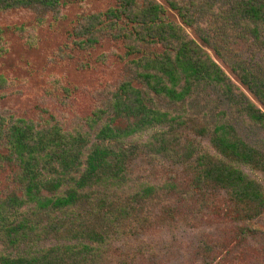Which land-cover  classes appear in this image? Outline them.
Here are the masks:
<instances>
[{
  "label": "trees",
  "instance_id": "16d2710c",
  "mask_svg": "<svg viewBox=\"0 0 264 264\" xmlns=\"http://www.w3.org/2000/svg\"><path fill=\"white\" fill-rule=\"evenodd\" d=\"M85 1L0 0V14L24 10L43 24ZM110 1L103 11L80 15L71 32L83 51L120 44L128 69L105 106L86 120L87 130L66 131L53 116L0 114V171L8 170L13 185L0 196V241L17 250L0 252V264H129L112 241L149 223L155 203L176 202L159 216L165 225L177 221L184 205L216 210L213 199L219 196L223 206L213 213L231 232L218 251L206 245L202 254L218 264L229 258L262 261L264 245L257 240L264 217V150L237 133L223 108L211 125L190 129L186 107L200 89L214 87L240 123L264 131V81L242 63H226L239 87L216 61L223 60L224 38L232 32L264 48V0ZM10 30L0 27V57L7 53ZM6 82L0 75V90ZM159 101L171 109L160 108ZM158 129L160 134L137 143ZM188 130L207 136L210 152L186 140ZM144 149L185 166L184 190L130 185L131 164ZM47 240L53 243L40 247Z\"/></svg>",
  "mask_w": 264,
  "mask_h": 264
},
{
  "label": "rangeland",
  "instance_id": "374dc122",
  "mask_svg": "<svg viewBox=\"0 0 264 264\" xmlns=\"http://www.w3.org/2000/svg\"><path fill=\"white\" fill-rule=\"evenodd\" d=\"M110 0H86L83 3L65 7L57 19L48 18L38 24L31 12L19 10L0 14V27L11 30L5 36L7 53L0 57V75L6 79V86L0 90V114L13 115L27 120H40L53 116L66 131L76 128L87 130L86 120L97 108L108 101L109 92L127 76L125 51L120 44L104 42L90 50H81L74 43L71 32L82 14L103 11ZM23 26V30L14 27ZM223 62L217 61L230 79L237 85L226 63L236 67L242 65L264 81V48L249 36L241 38L238 32L225 35ZM164 110L169 104L159 101ZM223 108L237 133L250 145L264 150V131L240 123L232 113L221 93L214 87L200 89L186 110L191 118V129L199 125H211L215 112ZM161 133L153 130L142 136L137 143L145 142ZM186 140L201 150L210 152L208 137L186 133ZM138 152L136 143L132 144ZM131 164L130 183L135 189L140 185L166 186L175 184L179 190L189 180L185 166L175 160L143 150ZM250 177L260 179L244 170ZM13 190L8 170L0 171V196ZM162 198V196H161ZM214 209H199L191 203L180 209L176 222L161 224L159 216L166 208L175 209V200H162L150 208L151 220L143 226L127 229L128 237H116L112 249L121 253L129 264H218L202 254V247L219 249L227 243L230 228H227L218 214L224 197L213 199ZM257 243L264 245V217ZM53 242L47 240L40 247ZM255 245V244H253ZM22 249V248H21ZM243 253L245 250L240 249ZM0 252L15 255L17 250L7 248L0 241ZM237 256V254H236ZM234 256V257H236ZM253 260L239 262L227 259L225 264H264Z\"/></svg>",
  "mask_w": 264,
  "mask_h": 264
}]
</instances>
